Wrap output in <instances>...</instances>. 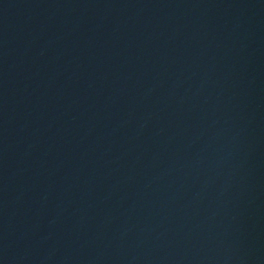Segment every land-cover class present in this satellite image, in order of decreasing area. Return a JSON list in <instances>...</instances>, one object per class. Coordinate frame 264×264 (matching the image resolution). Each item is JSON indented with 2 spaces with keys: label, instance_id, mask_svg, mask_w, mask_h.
Instances as JSON below:
<instances>
[{
  "label": "water",
  "instance_id": "water-1",
  "mask_svg": "<svg viewBox=\"0 0 264 264\" xmlns=\"http://www.w3.org/2000/svg\"><path fill=\"white\" fill-rule=\"evenodd\" d=\"M0 264H264V0H0Z\"/></svg>",
  "mask_w": 264,
  "mask_h": 264
}]
</instances>
